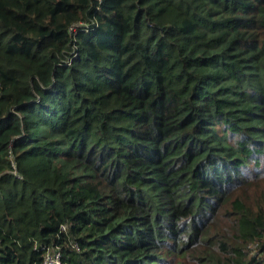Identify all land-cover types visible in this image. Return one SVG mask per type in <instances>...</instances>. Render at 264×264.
<instances>
[{
    "label": "trees",
    "instance_id": "1",
    "mask_svg": "<svg viewBox=\"0 0 264 264\" xmlns=\"http://www.w3.org/2000/svg\"><path fill=\"white\" fill-rule=\"evenodd\" d=\"M36 243L264 264V0H0V264Z\"/></svg>",
    "mask_w": 264,
    "mask_h": 264
},
{
    "label": "built area",
    "instance_id": "2",
    "mask_svg": "<svg viewBox=\"0 0 264 264\" xmlns=\"http://www.w3.org/2000/svg\"><path fill=\"white\" fill-rule=\"evenodd\" d=\"M12 166L15 168V163L13 161ZM16 175L21 177L19 174ZM34 247H39L44 252V264H63L62 254L59 248H48L47 246H41V244L38 243L34 244Z\"/></svg>",
    "mask_w": 264,
    "mask_h": 264
}]
</instances>
